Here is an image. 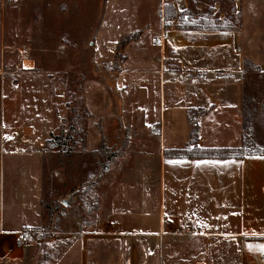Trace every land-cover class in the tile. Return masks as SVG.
<instances>
[{"label": "rangeland", "instance_id": "obj_1", "mask_svg": "<svg viewBox=\"0 0 264 264\" xmlns=\"http://www.w3.org/2000/svg\"><path fill=\"white\" fill-rule=\"evenodd\" d=\"M167 1L3 0L2 3L0 0V67L8 76V87L12 91L10 95L13 96L11 99H15L17 85L22 83L15 77L16 70H39L42 72L41 78L48 76L53 84L56 83L49 90L52 89L54 93L56 86L64 90L62 95H55L54 113L51 112L47 121H42L43 112L35 117L37 120L32 128L36 136L33 140L36 141H32L31 136L11 133L3 144L1 134L4 128L8 130L9 126L21 121L27 123V118L25 114L19 116L15 110L17 107L12 108L16 112L9 111L3 118L0 92V178L2 182L5 181L1 203H4L6 210L9 199L14 198L16 203L20 202L13 195L18 191L24 193V201L27 202L33 192L28 179L37 178L40 168L43 178L41 202L46 225L42 228L40 240L26 242L24 264H43L41 261L46 260L50 253L53 256L62 255L63 245L68 244L66 242L77 240L83 233L84 225L95 223L97 208L105 202L102 196L110 189L109 185L114 179L119 185L124 183V186H129L121 191V201H140L144 211L136 217L141 221L142 228L139 229L135 227L137 219L134 217L121 215L119 218L123 232L119 231L121 234L118 237L125 241V246L121 248L120 257L116 258L119 263L115 264H124L122 259L129 258L130 247L126 243L133 242L135 238L141 241L137 249L141 262L145 261L147 248L143 242V227L154 225L151 222L153 219L150 221L152 212L149 204L156 200L153 198L154 192L145 190L144 178H158L161 167L148 165L147 155L141 156L142 153L150 154L154 151L147 142L141 144L144 137L141 133L129 127V116L135 117L136 113L122 108L125 107V96L129 98L133 94L132 91L123 94L122 85L146 83L147 96H143L140 89L137 91L139 107L144 108L146 113L144 115L142 112L143 115L135 118V121L142 126L151 121L147 116L154 114L156 109L158 111V82L153 76H133L119 72L123 61V45L121 47L119 43L111 51L107 44L116 41L119 33L129 25L135 24L138 27L139 22L144 23L151 17L154 24L160 16L165 26L178 28L179 18L175 21H166L164 18ZM169 1H172L177 13L184 15L182 27L198 23V29L209 30L218 19L231 26L229 28L233 31L229 32H236L238 45L244 53L243 93L256 95L258 90L253 87L256 81L255 69L260 68L264 72V0ZM178 1L183 2L184 10H177ZM101 22L103 25L99 30ZM130 55H137L136 50L131 49ZM25 60L32 62V69L24 67ZM136 61L132 59L131 65H138ZM173 77L176 80L187 78L185 74L180 78L178 75ZM101 89L103 94L100 93ZM18 93L21 102V90ZM106 103L107 112L114 120L102 115L88 118L84 110L91 113L99 105L105 107ZM167 110L170 109L167 107ZM174 110L177 113L174 125L163 132L167 150L172 144L184 148L187 141L186 124L182 123L183 119L178 113L181 110ZM253 125L252 133L245 132L243 127L242 137H247V144L241 142L231 154L264 152V118L259 109ZM85 126L86 142L82 140ZM106 128H112L111 133H107L109 129ZM69 135L72 140L67 138ZM52 137L58 139H54L51 145L47 141L44 144V138ZM131 139L140 141L130 144ZM42 148L40 155L37 150ZM166 169L167 175L174 176L178 166L169 163ZM131 186L136 188L130 189ZM14 217L16 219L18 215L14 214ZM25 231L33 236L36 230ZM55 232L59 247L53 253L47 248ZM158 250L159 246L154 249L156 256ZM88 254L94 256L92 251H88Z\"/></svg>", "mask_w": 264, "mask_h": 264}, {"label": "crops", "instance_id": "obj_2", "mask_svg": "<svg viewBox=\"0 0 264 264\" xmlns=\"http://www.w3.org/2000/svg\"><path fill=\"white\" fill-rule=\"evenodd\" d=\"M151 18L144 23L139 22L138 27L129 25L119 33L116 41L107 44L109 50L113 51L123 39L140 34L122 48L124 60L119 72L153 76L158 82V111L156 109L154 114L147 116L151 121L142 126L135 121V118L146 113L144 108L139 107L137 91L140 89L142 95L147 96L146 83L122 85L123 94L130 91L133 94L129 98L125 96V107L122 108L136 113L135 117L129 116V127L141 133L144 136L141 144L147 142L154 151L142 153L141 156L147 155L148 165H158L161 170L158 178H144L145 190L154 192L153 198L156 200L149 204L153 213L150 221L153 219L151 222L154 225L143 227V242L147 248L145 261L141 262L137 249L141 241L136 238L126 243L130 247L129 258L124 257L121 261L124 264H264V251L258 247L264 245V155L189 159L167 158L165 154L164 133L167 127L174 125L177 114L174 109L181 110L178 113L183 119L182 123L186 124L185 147L190 142L193 123L198 125L199 147L231 150L239 147L243 135L244 53L238 45L236 32L180 30L176 27L165 30L160 16L156 24ZM102 25L103 22L99 30ZM157 36L163 37L162 48L152 42ZM131 49L136 50L137 55L131 56ZM134 58L137 59L136 66L131 65ZM14 74L16 79L22 81L16 90L17 94L21 90V102L17 94L15 99H11L8 76L0 67L3 118L5 113L16 110L19 116L25 114L27 123L21 121L9 126L8 130L4 128L2 144L11 133L31 136L32 141H36L33 140L36 136L32 128L37 120L35 117L43 112L42 121H47L51 112L54 113L55 97L64 91L60 87L57 89V86L54 93L52 89L49 90L56 83L53 84L48 76L41 78L42 72L39 70H16ZM183 74L187 78L176 80L173 77L178 75L180 78ZM100 93L103 94L102 89ZM15 107L19 109L12 110ZM94 111L91 112L93 117L109 116L114 120L107 112V103L105 107L99 105ZM106 129H109L107 133H111L112 128ZM48 140L44 138V144ZM139 141L131 139L129 143ZM43 148L37 150L40 155ZM181 149L172 144L168 150ZM169 163L178 166L174 176L167 175ZM41 176L40 168L37 178L28 179L33 192L27 202L24 201V193L18 191L13 195L20 202L9 199L7 210L1 203L5 181L2 182L0 178V264H24L26 261V243L22 248L15 244L19 233L27 234L26 242L40 240L42 228L46 225L41 202ZM123 184L119 185L114 179L109 185L110 189L102 196L105 202L97 208L95 223L84 225L83 233L77 240L66 242L68 244L63 245L62 255L53 256L50 253L41 263H119L116 258L120 257L121 248L125 246V241L118 237L123 229L119 218L121 215L134 217L137 219L135 227L139 229L141 221L136 217L144 213L140 201H121V191L129 187ZM14 214L18 215L16 219ZM27 229L36 231L30 236L25 231ZM58 243L55 232L48 243V251L55 253ZM249 245L252 247L249 248ZM157 246L158 256L154 251ZM88 251H92L94 256H88Z\"/></svg>", "mask_w": 264, "mask_h": 264}, {"label": "trees", "instance_id": "obj_3", "mask_svg": "<svg viewBox=\"0 0 264 264\" xmlns=\"http://www.w3.org/2000/svg\"><path fill=\"white\" fill-rule=\"evenodd\" d=\"M164 18L166 21H175L177 18L180 19V24L178 29L180 30H193L196 28V30H202L198 29L199 24L193 23L191 25L186 24L184 27H182V23L184 22L183 18L184 15L182 13H177L172 1H167L166 7L164 9ZM183 21V22H182ZM171 25H164L165 30L170 29ZM231 27L227 23L216 20L214 24H212L209 28L211 31H221V32H229L233 31L230 30ZM140 36V34H136L135 36L130 37L127 41H121L120 46L123 47L131 42L133 39H137ZM123 58V57H121ZM124 60V58L122 59ZM256 81L253 84V87L258 90V93L254 96L247 95L246 93H243V102H242V110H243V127L245 129V132L252 133L253 131V121L255 118L256 113L258 112V109L261 113V117L264 118V72L260 68H256ZM257 100L254 102V100ZM88 114V118H93V114L88 112V110H84ZM83 137L82 140L86 142L87 140V132H86V126L83 127ZM68 139H71V136L69 135L67 137ZM54 139H58V137L51 138L47 141L48 145H51L54 141ZM243 145L247 144V137L243 136L241 140ZM233 150L231 149H204L198 146V125L196 123H193L192 131L190 135V142L189 144L181 149V150H172V151H165V154L167 158H189V159H206V158H241L245 155H234L231 154ZM248 155H264V152L262 154H248Z\"/></svg>", "mask_w": 264, "mask_h": 264}, {"label": "built area", "instance_id": "obj_4", "mask_svg": "<svg viewBox=\"0 0 264 264\" xmlns=\"http://www.w3.org/2000/svg\"><path fill=\"white\" fill-rule=\"evenodd\" d=\"M177 10L182 11L184 10V5L182 1H178L176 5ZM153 44L159 48L163 47V37L162 36H157L154 37L152 40ZM26 243V234L24 232L19 233L16 238H15V244L17 247L22 248L24 247Z\"/></svg>", "mask_w": 264, "mask_h": 264}, {"label": "bare ground", "instance_id": "obj_5", "mask_svg": "<svg viewBox=\"0 0 264 264\" xmlns=\"http://www.w3.org/2000/svg\"><path fill=\"white\" fill-rule=\"evenodd\" d=\"M23 65H24V67L27 68V69H32V68H33V64H32V62L29 61V60H25V61L23 62Z\"/></svg>", "mask_w": 264, "mask_h": 264}, {"label": "snow or ice", "instance_id": "obj_6", "mask_svg": "<svg viewBox=\"0 0 264 264\" xmlns=\"http://www.w3.org/2000/svg\"><path fill=\"white\" fill-rule=\"evenodd\" d=\"M204 163H207V162H204ZM219 219V218H218ZM244 235H247V233H244ZM252 246L249 245V248H251ZM260 248L261 251H264V245H259L258 246Z\"/></svg>", "mask_w": 264, "mask_h": 264}, {"label": "water", "instance_id": "obj_7", "mask_svg": "<svg viewBox=\"0 0 264 264\" xmlns=\"http://www.w3.org/2000/svg\"><path fill=\"white\" fill-rule=\"evenodd\" d=\"M67 202V201H66Z\"/></svg>", "mask_w": 264, "mask_h": 264}]
</instances>
